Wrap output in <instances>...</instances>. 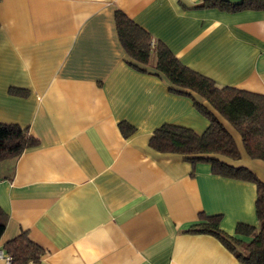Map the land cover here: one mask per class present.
Masks as SVG:
<instances>
[{
	"label": "crops",
	"instance_id": "1",
	"mask_svg": "<svg viewBox=\"0 0 264 264\" xmlns=\"http://www.w3.org/2000/svg\"><path fill=\"white\" fill-rule=\"evenodd\" d=\"M117 11L188 69L264 95L262 10L227 12L202 0H0V123L37 141L0 162V252L26 232L44 251L38 264H245L214 236L189 229L218 215L221 231L250 241L236 229L258 230L255 184L149 146L164 124L202 134L208 120L193 100L207 104L173 91L153 56L146 66L128 57ZM214 114L239 152L220 160L264 182V161L249 158Z\"/></svg>",
	"mask_w": 264,
	"mask_h": 264
},
{
	"label": "trees",
	"instance_id": "2",
	"mask_svg": "<svg viewBox=\"0 0 264 264\" xmlns=\"http://www.w3.org/2000/svg\"><path fill=\"white\" fill-rule=\"evenodd\" d=\"M203 7L217 8L227 12L242 10L264 11V0H243L231 3L227 0H202ZM115 26L121 46L129 58L141 65L151 64L179 93L193 92L207 106L196 100L193 104L208 120L202 134L190 128L164 124L157 128L149 139V146L161 153L182 155L189 161L205 160L211 163L214 175L247 181L256 186L255 214L258 230L251 226L238 225L237 234L250 236L248 242L225 234L219 229L220 216H205L192 225L189 232L205 233L217 238L229 251L245 264H264V182L244 167H233L220 158L236 161L239 152L232 136L214 113L225 119L239 134L243 149L251 159L264 161V95L254 94L229 86H218L213 80L183 66L174 54L161 42L153 41L141 27L122 12H115ZM124 136L133 132L126 123H119ZM37 145L27 131L13 124L0 123V162L18 157L25 149ZM6 216L0 209V236L5 227ZM4 253L10 257L9 264H38L43 249L33 243L26 232L5 243Z\"/></svg>",
	"mask_w": 264,
	"mask_h": 264
},
{
	"label": "built area",
	"instance_id": "3",
	"mask_svg": "<svg viewBox=\"0 0 264 264\" xmlns=\"http://www.w3.org/2000/svg\"><path fill=\"white\" fill-rule=\"evenodd\" d=\"M0 257H3L4 258L5 264H9L10 263V257L3 256L2 252H0Z\"/></svg>",
	"mask_w": 264,
	"mask_h": 264
}]
</instances>
